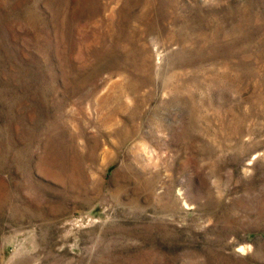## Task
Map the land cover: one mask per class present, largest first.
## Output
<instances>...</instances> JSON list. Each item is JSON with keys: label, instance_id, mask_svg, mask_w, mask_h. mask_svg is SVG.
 Returning a JSON list of instances; mask_svg holds the SVG:
<instances>
[{"label": "rangeland", "instance_id": "1", "mask_svg": "<svg viewBox=\"0 0 264 264\" xmlns=\"http://www.w3.org/2000/svg\"><path fill=\"white\" fill-rule=\"evenodd\" d=\"M0 264H264V0H0Z\"/></svg>", "mask_w": 264, "mask_h": 264}]
</instances>
